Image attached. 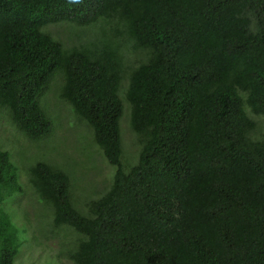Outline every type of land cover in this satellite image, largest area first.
I'll return each instance as SVG.
<instances>
[{"label":"trees","instance_id":"1","mask_svg":"<svg viewBox=\"0 0 264 264\" xmlns=\"http://www.w3.org/2000/svg\"><path fill=\"white\" fill-rule=\"evenodd\" d=\"M59 23L105 29L66 44L44 29ZM56 74L113 168L79 208L61 166L29 168L52 228L76 233L73 264H264V132L251 117L264 120V0H0V107L30 140L53 132L39 99ZM125 74L133 163L120 131ZM20 185L0 147V264L22 246L3 205Z\"/></svg>","mask_w":264,"mask_h":264},{"label":"rangeland","instance_id":"2","mask_svg":"<svg viewBox=\"0 0 264 264\" xmlns=\"http://www.w3.org/2000/svg\"><path fill=\"white\" fill-rule=\"evenodd\" d=\"M70 27L59 23L55 26L47 25L44 29L47 28L48 32L58 36L66 44L92 41L100 37L105 29V25L97 24L82 32ZM71 33L72 37L68 38ZM138 57L129 46L125 52L126 67L135 66L140 61ZM140 58L142 59L141 56ZM61 85L62 76L56 74L39 99L53 125L51 136L44 139L34 141L24 137L12 125L9 111L0 107V147L10 153L18 169L22 188L21 194L11 196L3 203L12 223L19 229L22 241L15 264H73L68 251L75 244L76 233L65 227L58 230L52 228V208L38 198L28 180L32 165L45 161L61 166L70 175L76 207L82 205L84 200L88 203L99 198L103 194L99 193L111 182L113 168L107 164L94 144L88 124L81 121L71 107L59 98ZM127 85L128 78L125 74L119 88L124 112L120 119V131L124 157L133 163L137 158L138 143L129 128L130 106L125 97ZM251 117L257 124L255 136L258 138L264 132V120L254 115Z\"/></svg>","mask_w":264,"mask_h":264}]
</instances>
